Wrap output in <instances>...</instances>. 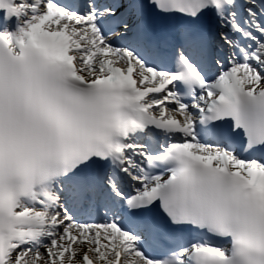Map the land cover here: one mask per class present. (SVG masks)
<instances>
[{"label": "snow or ice", "instance_id": "1", "mask_svg": "<svg viewBox=\"0 0 264 264\" xmlns=\"http://www.w3.org/2000/svg\"><path fill=\"white\" fill-rule=\"evenodd\" d=\"M0 13V264H264V0Z\"/></svg>", "mask_w": 264, "mask_h": 264}]
</instances>
